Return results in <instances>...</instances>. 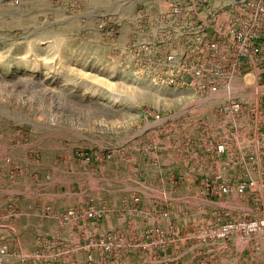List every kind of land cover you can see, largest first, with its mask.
<instances>
[{
  "label": "rangeland",
  "instance_id": "rangeland-1",
  "mask_svg": "<svg viewBox=\"0 0 264 264\" xmlns=\"http://www.w3.org/2000/svg\"><path fill=\"white\" fill-rule=\"evenodd\" d=\"M134 2L0 0V264H188V245L189 256L196 249L189 241L203 237L209 239L204 264H212L224 253L219 218L225 211L262 222L251 260L264 264L263 193L213 196L208 188L218 185L221 164L193 162L180 151L179 162L172 160L177 135L180 144L203 148L192 135L214 121L217 100L136 77L123 48ZM230 88L242 93L240 83ZM145 111L166 119L158 123ZM192 125L198 131H188ZM173 169L203 174L193 180L212 201L207 223L178 230L128 224L126 211L136 206L123 201L127 194L133 204L142 197L153 206L162 197L157 188L177 186ZM239 169L229 162L225 170ZM45 187L85 190L67 195L74 205L30 211L23 219L27 211L16 197H41L32 193ZM71 223L82 226L80 241L60 234ZM235 234L228 237L238 239Z\"/></svg>",
  "mask_w": 264,
  "mask_h": 264
},
{
  "label": "built area",
  "instance_id": "built-area-1",
  "mask_svg": "<svg viewBox=\"0 0 264 264\" xmlns=\"http://www.w3.org/2000/svg\"><path fill=\"white\" fill-rule=\"evenodd\" d=\"M129 1L136 5L128 14L123 48L136 77L217 100L214 121L204 124L200 139L207 162L224 171L214 176L218 185L208 192L264 195V0ZM249 73L253 80L247 82ZM236 82L241 94L230 91ZM145 112L158 123L166 119ZM229 162L240 169L228 173ZM260 225L244 215L231 218L227 211L219 218L226 238L233 233L253 238Z\"/></svg>",
  "mask_w": 264,
  "mask_h": 264
},
{
  "label": "crops",
  "instance_id": "crops-1",
  "mask_svg": "<svg viewBox=\"0 0 264 264\" xmlns=\"http://www.w3.org/2000/svg\"><path fill=\"white\" fill-rule=\"evenodd\" d=\"M194 126L195 125H192L193 129L190 128V130L188 131H198L195 130ZM174 127L175 131L179 129L175 125ZM179 136L181 135L176 136V142L174 143L176 149H178V152H176V154H174L173 152L172 155V160L174 162H179V151L180 153L185 152L186 154H188L186 158H192L193 162L198 159H201L203 163L208 161V156L207 154H205L204 148H200L197 144L184 146L180 144V141L182 143L184 138L181 140L178 138ZM200 136L201 135L197 134L192 135V137L194 138ZM171 137L173 138L174 135H172ZM188 138H186L187 141H189ZM248 147L249 151L253 152V146L249 144ZM201 174V172L194 171V173L192 174L189 172H185V175H181L178 170L173 169L171 178L174 180L177 179V186L167 189V192H164L163 188H157L155 190L156 195H161L162 197L160 198V200H155V204L153 206L150 205V207L146 206L145 199H143L142 197L139 198L137 203L135 202V204H133L130 198L131 194H127L128 196L125 197L123 201L130 203L131 206H136V208L134 210L132 208L133 211H126V222L130 225H137L141 227L150 226L152 222L158 226H166L169 224L170 226L177 228V230L178 228L193 226L197 221L207 223V220L211 214L212 201L210 196L201 190V187L195 186L196 184H198V182H195L193 180L199 179L200 177L202 178L203 174ZM182 178L186 179L187 186H185L184 183L180 181ZM189 178L193 180L191 184L188 183ZM84 190L71 193L63 189L59 190L51 187H45L40 189V192L32 193L35 196L38 195L41 197L35 198L33 196L32 198L26 200L16 197L15 203L19 209L27 211L23 219L28 220L32 216L30 214V211H41L46 207L50 210H56L57 208H64L67 205H74L76 199L72 200L68 198L67 195H78L83 193ZM8 191L13 194L16 190ZM106 191L109 192L108 189ZM1 194L2 189H0V208L4 204V200L1 198ZM105 218H107L106 222L107 224H109V216H106ZM94 224H96V222H93L90 219V227H92ZM82 232L83 228L78 223H71L60 226V234L63 237L73 238L74 241H80L81 236H83ZM221 241L224 243V247L221 248L224 253L219 255V257H217L216 259V262L214 261L212 264H249V262H251L250 264H252L251 255L254 251L253 243H257V238L253 237L247 239L246 241H240L239 239L234 237H227L225 239H221ZM189 242L192 243L193 247L196 246V249H194V253L189 256L188 254L192 252V249L188 245L189 253H186V255L189 257L188 264H196L197 260L200 261V264H204V262L207 260L206 253H208L209 251L205 247V243L209 242V239L203 237L195 240L194 238Z\"/></svg>",
  "mask_w": 264,
  "mask_h": 264
},
{
  "label": "bare ground",
  "instance_id": "bare-ground-1",
  "mask_svg": "<svg viewBox=\"0 0 264 264\" xmlns=\"http://www.w3.org/2000/svg\"><path fill=\"white\" fill-rule=\"evenodd\" d=\"M247 75L250 76L251 74L249 73V74H247ZM247 75H246V76H247ZM249 81H250V80H249Z\"/></svg>",
  "mask_w": 264,
  "mask_h": 264
}]
</instances>
